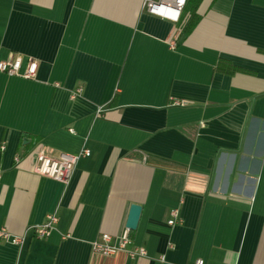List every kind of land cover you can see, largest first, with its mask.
I'll return each instance as SVG.
<instances>
[{
	"label": "crops",
	"instance_id": "crops-1",
	"mask_svg": "<svg viewBox=\"0 0 264 264\" xmlns=\"http://www.w3.org/2000/svg\"><path fill=\"white\" fill-rule=\"evenodd\" d=\"M144 2L0 0V59L38 61L0 71V225L25 233L0 264H264V0H200L186 33L190 1L177 21ZM84 148L66 184L33 171ZM132 203L146 255L93 252Z\"/></svg>",
	"mask_w": 264,
	"mask_h": 264
},
{
	"label": "built area",
	"instance_id": "built-area-1",
	"mask_svg": "<svg viewBox=\"0 0 264 264\" xmlns=\"http://www.w3.org/2000/svg\"><path fill=\"white\" fill-rule=\"evenodd\" d=\"M185 3L186 0H145L144 5L150 13L177 21ZM37 68L38 61L36 58L27 56L24 60L23 55L19 52L11 51L5 58L0 59V71L9 75L33 79L36 76ZM79 92L80 88H77L73 94ZM175 103L183 104L184 102L175 100ZM89 154L90 150L87 148H84L78 153L62 151L57 156H49L42 152H37L35 154L33 171L66 184L72 175L78 158L82 155ZM170 216L168 223H175L179 217L178 209L173 208L170 211ZM57 219L58 217L55 211L49 212L46 215L45 222L42 224H34L30 226V229L36 237L47 236L51 229H53ZM129 232L130 229L127 226L116 237L103 232L91 242L92 251L109 256L122 250L130 258L145 256L147 252L143 246H129L131 241ZM0 241H9L17 246H21L25 241V233L12 234L4 226L0 225ZM194 264H203V259L197 258Z\"/></svg>",
	"mask_w": 264,
	"mask_h": 264
},
{
	"label": "trees",
	"instance_id": "trees-1",
	"mask_svg": "<svg viewBox=\"0 0 264 264\" xmlns=\"http://www.w3.org/2000/svg\"><path fill=\"white\" fill-rule=\"evenodd\" d=\"M190 1V4L192 5V8H191V12H192V14H191V17L189 18V20L186 22V23H184V25H183V32L184 33H186V32H188L192 27H193V25H194V23H195V17H196V14H195V7H196V5L199 3V1L200 0H186V3H185V5L187 4V2H189ZM185 5H184V7H185ZM184 7H183V9H184ZM182 9V10H183ZM180 19V18H179ZM223 63V62H222ZM222 63L220 64V65H218V68H220V69H223V70H225V71H232L233 70V67H230V66H228V67H222Z\"/></svg>",
	"mask_w": 264,
	"mask_h": 264
},
{
	"label": "water",
	"instance_id": "water-1",
	"mask_svg": "<svg viewBox=\"0 0 264 264\" xmlns=\"http://www.w3.org/2000/svg\"><path fill=\"white\" fill-rule=\"evenodd\" d=\"M141 206L137 203L130 205L129 213L126 220V226L129 229H135L140 216Z\"/></svg>",
	"mask_w": 264,
	"mask_h": 264
}]
</instances>
